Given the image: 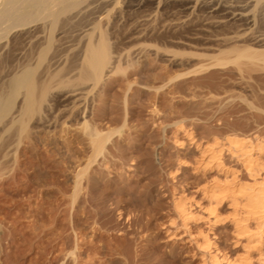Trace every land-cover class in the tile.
I'll return each instance as SVG.
<instances>
[{
	"label": "rangeland",
	"instance_id": "374dc122",
	"mask_svg": "<svg viewBox=\"0 0 264 264\" xmlns=\"http://www.w3.org/2000/svg\"><path fill=\"white\" fill-rule=\"evenodd\" d=\"M62 3L0 32V264L241 256L259 220L203 192L264 177V0Z\"/></svg>",
	"mask_w": 264,
	"mask_h": 264
},
{
	"label": "bare ground",
	"instance_id": "6f19581e",
	"mask_svg": "<svg viewBox=\"0 0 264 264\" xmlns=\"http://www.w3.org/2000/svg\"><path fill=\"white\" fill-rule=\"evenodd\" d=\"M66 0H0V32H2L5 29H12L14 28L17 29L16 27L20 28L23 25H30L32 23V17L33 15H47L50 14L54 7L57 6L59 8V4H63ZM249 1V0H245ZM258 0H256L257 3ZM59 6V7H58ZM55 10V9H54ZM54 12V11H53ZM58 13V12H57ZM52 14V13H51ZM38 15V17H39ZM51 16V15H50ZM44 17V16H43ZM42 19V18H41ZM47 20V19H46ZM43 21V19H42ZM30 23V24H29ZM26 25V26H28ZM24 27V26H23ZM22 27V28H23ZM37 27V26H36ZM25 28V27H24ZM13 30V29H12ZM19 30V29H18ZM40 30V29H39ZM16 31V30H15ZM41 31V30H40ZM45 31V30H44ZM5 32V31H4ZM3 32V33H4ZM21 32V31H20ZM29 32V31H27ZM3 33H0L2 35ZM7 33V32H6ZM15 33V32H14ZM36 34V33H34ZM40 34V33H39ZM42 34V33H41ZM6 35V34H5ZM8 35V33H7ZM14 35V34H13ZM17 35V34H16ZM15 35V36H16ZM42 36V35H41ZM40 36V37H41ZM13 37V36H12ZM5 37L2 39L4 40ZM34 38V37H33ZM47 38V37H45ZM1 39V40H2ZM14 39V37H13ZM12 39V41H13ZM43 39V38H42ZM17 40V39H16ZM19 40V39H18ZM48 40V39H47ZM22 41V39H21ZM26 41V40H25ZM1 42V41H0ZM4 42V41H3ZM11 42V41H10ZM17 42V41H16ZM19 42V41H18ZM17 42V43H18ZM24 42V41H22ZM53 42V41H52ZM7 43V42H6ZM27 43V42H26ZM2 44V43H1ZM0 44V46H1ZM13 44V43H12ZM11 44V45H12ZM15 44V42H14ZM19 44V43H18ZM23 44V43H22ZM4 45V43H3ZM26 45V44H25ZM24 45V46H25ZM28 45V43H27ZM34 45V44H33ZM14 46V45H13ZM15 47V46H14ZM31 46L30 48H32ZM11 48V47H10ZM16 48V47H15ZM14 48V49H15ZM21 49V46L19 47ZM25 48V47H24ZM23 48V49H24ZM34 48V47H33ZM7 49V48H6ZM5 49V50H6ZM26 49V48H25ZM1 50V49H0ZM4 50V49H3ZM2 50V51H3ZM28 50V49H27ZM12 51V50H11ZM6 51H4L5 53ZM1 53V52H0ZM18 53V52H17ZM29 53V52H28ZM31 53V52H30ZM17 55V54H16ZM20 55V53H19ZM24 55V54H23ZM143 55V54H142ZM2 55L0 54V57ZM8 56V55H7ZM29 54L27 55V57ZM26 57V58H27ZM6 58V57H5ZM13 58V56H11ZM10 58V59H11ZM18 58V57H17ZM25 58V57H24ZM20 59V58H19ZM2 60V59H1ZM6 60V59H4ZM16 58L14 59V61ZM13 61V60H12ZM17 61V60H16ZM19 61V60H18ZM24 61V60H22ZM1 62V61H0ZM6 62V61H5ZM9 62V61H8ZM11 62V61H10ZM7 63V62H6ZM12 63V62H11ZM22 63V62H21ZM17 64V63H16ZM16 66V65H15ZM11 67V66H10ZM7 68V67H6ZM17 69V68H16ZM9 72V71H8ZM15 75V74H14ZM22 76V75H21ZM17 78V76L15 77ZM19 80V78H18ZM21 80V79H20ZM8 81V80H7ZM17 81V80H16ZM12 88H10L11 90ZM12 92V91H11ZM13 93V92H12ZM228 144L230 149L234 152L236 151H242V148L244 146V142L235 139V138H229L228 139ZM245 167L249 174L253 177L255 175L252 173L253 172V166L250 162V160H247V158L244 159ZM228 190V189H227ZM203 196L208 200L209 202V207L207 208V213L211 216H214L215 210H216V205L221 203L226 197L229 200V205L233 207V210L236 211L237 207L239 206V201L238 199L240 197H243L244 203L241 204L243 209L246 212V217H250L255 221L259 220V225L257 226L256 230H250L246 224H241V220L239 219H233V224L235 225V231H237V235L244 236L245 238V243L243 244V249L245 250V253H242L241 256H238L235 259L233 258L232 260L227 261L228 264H252L251 260L246 256V253L248 252V249L251 247H254L255 244L254 242L261 243L264 241V177L257 181L255 180L252 184H245L242 185L238 190L234 191V189H229L228 192L222 188L219 184H214L209 188H206L205 191L203 192ZM240 196V197H239ZM239 197V198H238ZM182 201V200H181ZM181 201H178L176 204V208L178 211L185 216V219H189L190 216H188L190 213L188 212L187 209H185V205L181 203ZM176 209V210H177ZM248 219V218H246ZM245 220V219H244ZM260 220H262L260 222ZM213 224L217 223V218L212 219ZM244 222V221H243ZM254 241V242H253ZM210 243V242H209ZM212 245V243L207 244V248ZM214 245V244H213ZM212 245V246H213ZM206 248V247H205ZM213 254V253H212ZM211 255V254H210ZM210 264H217L219 261L215 258V255L210 256ZM208 259V260H209ZM219 264V263H218Z\"/></svg>",
	"mask_w": 264,
	"mask_h": 264
}]
</instances>
